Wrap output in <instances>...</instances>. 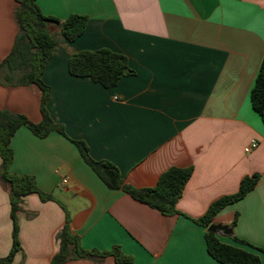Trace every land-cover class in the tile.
<instances>
[{
	"label": "crops",
	"instance_id": "1",
	"mask_svg": "<svg viewBox=\"0 0 264 264\" xmlns=\"http://www.w3.org/2000/svg\"><path fill=\"white\" fill-rule=\"evenodd\" d=\"M34 1L46 16L78 14L87 22L73 42L48 26L54 47L41 74L50 88L46 110L67 138L55 131L37 137L21 126L10 141L11 173L32 178L51 197H23L11 264H50L66 220L83 250L117 246L132 264H219L195 220L253 174L259 176L253 189L212 222L232 228L231 236L216 235L220 242L246 248L237 238L264 248V123L249 100L264 59V0ZM15 7L0 0V62L18 33ZM101 48L124 55L132 73L111 88L68 73L72 54ZM0 110L39 123L38 88L0 83ZM252 139L257 147L245 153ZM70 140L83 141L93 160L112 163L133 188L154 187L171 167H191L177 213L162 215L108 189ZM11 244L9 189L0 182V258Z\"/></svg>",
	"mask_w": 264,
	"mask_h": 264
},
{
	"label": "trees",
	"instance_id": "2",
	"mask_svg": "<svg viewBox=\"0 0 264 264\" xmlns=\"http://www.w3.org/2000/svg\"><path fill=\"white\" fill-rule=\"evenodd\" d=\"M14 1L16 3L14 19L18 26V33L10 52L0 62V83L3 85H35L40 93L41 120L39 123H32L22 114L0 110V182L9 189L12 221L11 249L6 257L0 258V264H11L15 252L19 250L16 212L19 210L23 197L38 193L43 200L51 198L38 192L32 178L11 173L13 154L10 141L12 136L19 127L25 126L37 137H45L55 131L67 138L62 126L56 124L46 110L50 88L41 80V74L54 47L48 26L51 24L57 26L63 38L67 42H73L83 33L87 22L86 16L78 14H70L63 20L46 16L41 13L34 0ZM67 71L74 77L89 78L103 88L115 86L122 77L132 73L124 55L105 48L72 54L67 62ZM249 100L252 110L264 123V59L260 63ZM70 141L78 149L83 161L108 189H121L133 199L155 209L162 215L177 213L175 205L191 175V167H171L159 176L154 187L133 188L123 185L121 175L112 163L93 160L83 141ZM258 178L257 174L245 176L235 193L216 199L195 222L206 229L220 210L240 200L252 190ZM203 237L208 255L219 264L262 263L261 256H264V248L251 246L237 238H234V241L246 248L224 244L215 234L206 230ZM57 240L59 248L50 264H62L78 259L100 263L106 257H112L115 264H132V258L124 255L117 246L103 252L83 250L79 246L77 236L70 231L67 220L58 232Z\"/></svg>",
	"mask_w": 264,
	"mask_h": 264
},
{
	"label": "water",
	"instance_id": "3",
	"mask_svg": "<svg viewBox=\"0 0 264 264\" xmlns=\"http://www.w3.org/2000/svg\"><path fill=\"white\" fill-rule=\"evenodd\" d=\"M206 231L220 236H231L233 234L232 228L228 224H223L221 222H212L208 225Z\"/></svg>",
	"mask_w": 264,
	"mask_h": 264
},
{
	"label": "built area",
	"instance_id": "4",
	"mask_svg": "<svg viewBox=\"0 0 264 264\" xmlns=\"http://www.w3.org/2000/svg\"><path fill=\"white\" fill-rule=\"evenodd\" d=\"M257 147V141L252 139L250 140V142L248 143V145L244 148V152L248 153L251 150L255 149Z\"/></svg>",
	"mask_w": 264,
	"mask_h": 264
}]
</instances>
